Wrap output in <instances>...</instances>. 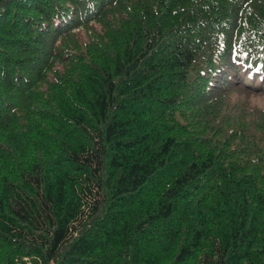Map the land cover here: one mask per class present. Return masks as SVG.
I'll use <instances>...</instances> for the list:
<instances>
[{
    "label": "trees",
    "instance_id": "1",
    "mask_svg": "<svg viewBox=\"0 0 264 264\" xmlns=\"http://www.w3.org/2000/svg\"><path fill=\"white\" fill-rule=\"evenodd\" d=\"M0 264H264V0H0Z\"/></svg>",
    "mask_w": 264,
    "mask_h": 264
},
{
    "label": "rangeland",
    "instance_id": "2",
    "mask_svg": "<svg viewBox=\"0 0 264 264\" xmlns=\"http://www.w3.org/2000/svg\"><path fill=\"white\" fill-rule=\"evenodd\" d=\"M249 99L256 107L261 108L263 106V98L261 95H250Z\"/></svg>",
    "mask_w": 264,
    "mask_h": 264
}]
</instances>
